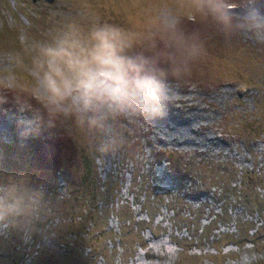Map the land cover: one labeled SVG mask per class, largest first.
<instances>
[{
	"label": "rangeland",
	"instance_id": "rangeland-1",
	"mask_svg": "<svg viewBox=\"0 0 264 264\" xmlns=\"http://www.w3.org/2000/svg\"><path fill=\"white\" fill-rule=\"evenodd\" d=\"M149 2L0 0V40L25 26L37 37L70 22L133 27L137 9L123 5ZM229 3L264 13V0ZM179 27L205 54L179 76L160 62L159 114L109 117L107 133H25L0 105V177L43 201L30 232H0V264H236L245 251L264 264V38L187 15Z\"/></svg>",
	"mask_w": 264,
	"mask_h": 264
},
{
	"label": "clouds",
	"instance_id": "clouds-1",
	"mask_svg": "<svg viewBox=\"0 0 264 264\" xmlns=\"http://www.w3.org/2000/svg\"><path fill=\"white\" fill-rule=\"evenodd\" d=\"M10 4L4 5L8 16ZM137 9L133 27L100 22L88 27L70 22L42 36L27 27L0 40V105L21 114L24 132L63 126L89 135L107 133L109 117L118 114H159L167 99L164 71L174 76L205 54L198 36L185 34L180 18L210 21L222 28L234 25L264 38V13H236L229 0H156L131 3ZM187 10V11H185ZM8 26H13L11 18ZM135 49V50H134ZM42 193L23 179L0 177V232L31 231L41 218ZM255 253L242 252L236 264H254Z\"/></svg>",
	"mask_w": 264,
	"mask_h": 264
},
{
	"label": "trees",
	"instance_id": "trees-1",
	"mask_svg": "<svg viewBox=\"0 0 264 264\" xmlns=\"http://www.w3.org/2000/svg\"><path fill=\"white\" fill-rule=\"evenodd\" d=\"M263 168V167H262ZM252 171H250L248 174H250L251 172H253L254 174H258V171L260 170V167H256L255 165L251 168ZM249 171V170H247ZM252 173V174H253ZM263 181V180H261ZM137 196V195H136ZM135 203H139L140 204V200L138 198H134Z\"/></svg>",
	"mask_w": 264,
	"mask_h": 264
}]
</instances>
